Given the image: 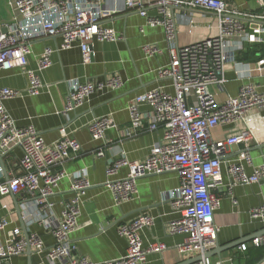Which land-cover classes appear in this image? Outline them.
I'll return each mask as SVG.
<instances>
[{
    "label": "built area",
    "instance_id": "1",
    "mask_svg": "<svg viewBox=\"0 0 264 264\" xmlns=\"http://www.w3.org/2000/svg\"><path fill=\"white\" fill-rule=\"evenodd\" d=\"M261 11L248 12L236 8L226 0H7L12 13L8 24H0V71L18 70L26 82L24 91L0 87V159L13 150L20 152L19 175L8 178L0 185V196L23 194L29 197L43 222L44 228L54 240L52 247L45 249L37 234L28 235V243L37 254L45 253L51 263L93 264L74 254L71 234L78 228L79 194L88 187L86 175H73L71 191L74 198L53 214L52 198L64 176V165L73 155L81 151L78 142L68 137L64 129L60 138L47 145L30 126L16 124L4 106V102L24 94L34 96L44 87L38 74L28 68V56L33 42L59 37L61 48L69 49L77 45L84 64L92 59L94 42H114L118 40L105 22L123 13H136L146 20L149 27H162L170 43V62L159 67L156 75L168 80L172 93L155 88L136 95L129 105V126L127 137H136L142 130L161 133L158 142L141 161H127L120 157L108 163L106 178L127 168L123 179L106 181L117 204L128 201L135 190L137 179L147 174L176 173L179 178L181 195L172 202L179 217L171 221L169 235L183 236L176 247L180 257H196L194 264H223L204 257L216 242L218 229L213 222L214 212L219 207L220 196L214 193L222 190L221 159L223 152L231 146H239L236 162L228 168L230 189L237 184L251 185L264 183V163L252 166L251 148L257 144L255 132L242 129L225 139L212 141L210 132L221 126H233L253 110H264V91L251 84H244L235 96L219 102L216 92L225 83L224 68L230 63L236 67L241 79L251 73L264 71V58L254 67L237 63L236 52L245 44H264V0H256ZM203 10L213 15V33L184 46L173 43L176 25L166 9ZM148 8H155V16L147 14ZM4 29V31L2 30ZM189 33L195 28L189 20ZM55 52L44 48L38 58L39 70L51 66V56ZM143 52L155 56L158 50L145 46ZM121 84L117 75L86 82H74L60 112L68 118L94 93L115 90ZM113 126L112 119L104 117L93 121L88 129L93 140H103L105 132ZM105 150L96 151L103 157ZM252 167L247 174L246 167ZM3 169L0 166V177ZM1 205V209H6ZM250 218L264 224V204L250 212ZM153 224V218L141 214L136 218L119 223L118 234L126 241L125 254L102 264H143L149 254H162L166 246L158 241L143 247L140 232ZM9 223L0 218V232ZM252 245L264 247V235L255 238ZM246 250V245L239 247ZM26 241L20 229L14 228L4 243L0 239V264H9L12 258L25 254Z\"/></svg>",
    "mask_w": 264,
    "mask_h": 264
},
{
    "label": "crops",
    "instance_id": "2",
    "mask_svg": "<svg viewBox=\"0 0 264 264\" xmlns=\"http://www.w3.org/2000/svg\"><path fill=\"white\" fill-rule=\"evenodd\" d=\"M153 3L156 0H144ZM230 5L248 12L261 11L256 0H226ZM7 0H0V24L6 25L11 20L12 13L7 6ZM176 25V37L173 43L184 46L213 33L211 28L213 15L203 10H189L168 8ZM147 14L155 16L156 9L148 8ZM189 20L195 28L189 33ZM105 26L112 29L118 40L114 42H94L92 44V59L84 64L80 49L73 45L69 49L61 48L59 37L40 39L32 43L28 56V68L38 74L44 87L34 96L22 95L4 102V106L16 124L21 127H32L47 145H52L60 138L59 131L64 129L68 137L74 138L81 147V151L71 156L64 165V176L56 188L52 198L53 214L57 216L60 208L74 198L71 191L73 175L85 174L89 187L79 194L78 228L71 234L70 241L74 245V254L87 259L93 264H102L122 257L126 250V241L118 234L117 225L130 221L141 214H148L153 218V224L140 232L143 247L158 241L166 246L162 254H149L143 264H179L193 257H180L176 247L183 241V236L169 235L168 224L179 217V212L172 207V202L181 195L179 178L176 173L159 175L147 174L135 182L132 197L121 204H117L113 193L106 185V181L123 179L127 168L122 167L118 173L106 178L105 170L109 162L121 156L127 161H141L150 152L161 137L159 131L148 132L142 130L136 137H127L125 131L129 126V105L133 98L145 91L162 88L172 93L168 80L159 79L156 70L167 66L170 62V43L166 39L162 27H149L146 20L136 13H123L106 21ZM4 31V29L2 28ZM254 44H245L236 52L237 63L249 64L254 67L263 59L256 53L255 60H241L249 48ZM257 51L264 44H258ZM145 46L158 50L155 56H148L143 52ZM50 47L55 52L51 56V66L39 70L38 58L44 48ZM259 57V59H257ZM109 75H117L121 84L115 90H102L91 95L83 105L68 118L61 116L68 89L74 82H86L103 79ZM225 83L221 91L216 92L219 102L227 97H233L244 84H251L264 91V71L251 73L249 78L241 79L236 74L233 64H226L224 68ZM0 87L24 91L26 82L18 70L0 71ZM108 117L113 126L105 132L103 140H93L89 125L98 119ZM251 129L255 132L256 143L250 151L253 167L264 163V110H253L239 122L231 126H221L210 132L212 141L225 139L236 131ZM105 150L103 157H98L96 151ZM239 146H231L223 152L221 159L222 190L215 191L220 196L219 207L214 212L213 222L218 229L216 244L220 247L234 243L228 251L220 256H212L213 261L223 264H250L256 256L257 250H262L263 256L255 264H264V247L256 248L252 245L255 238L264 231V224L250 218V212L257 206L264 204V183L242 185L237 184L230 189L228 168L236 162ZM20 152L13 150L2 159L7 178L19 175L18 161ZM247 174L252 167H246ZM15 199V200H14ZM13 197L8 194L0 196V218H6L9 225L0 232V239L4 243L8 234L14 228H19L24 237L20 220L16 212L18 205L22 220L28 235L37 234L45 249L53 246L54 240L39 220L37 209L32 200L19 194ZM246 245L245 251L239 247ZM214 248V247H213ZM34 251L33 249H31ZM9 264H27L25 254L12 258ZM30 264H61L51 263L45 253L31 256Z\"/></svg>",
    "mask_w": 264,
    "mask_h": 264
},
{
    "label": "water",
    "instance_id": "3",
    "mask_svg": "<svg viewBox=\"0 0 264 264\" xmlns=\"http://www.w3.org/2000/svg\"><path fill=\"white\" fill-rule=\"evenodd\" d=\"M0 165L3 166V163H2V160L0 159ZM8 180V178L6 177L5 175V171H4V175H3V178L2 180L0 181V185L5 183L6 181ZM14 199L15 196L11 195ZM15 200V199H14ZM16 206V212L18 214V217H19V220H20V224H21V228H22V231H23V234H24V239L26 241V251H25V256L27 257V264H30L31 263V256L34 254V251L31 250V247L29 246V243H28V234L26 232V228H25V223L24 221L22 220V215H21V212H20V209L18 207L17 204H15ZM264 235V231H262L258 237L260 236H263ZM234 243H230L228 245H225L223 247H220L218 244L215 243L214 245V248H212L210 251H208L206 254H204V257H212V256H220V254L222 252H225V251H228L230 248H232L234 245ZM200 260V257L199 256H196V257H193L187 261H184V262H181L179 264H194L195 262L199 261Z\"/></svg>",
    "mask_w": 264,
    "mask_h": 264
},
{
    "label": "trees",
    "instance_id": "4",
    "mask_svg": "<svg viewBox=\"0 0 264 264\" xmlns=\"http://www.w3.org/2000/svg\"><path fill=\"white\" fill-rule=\"evenodd\" d=\"M257 47L259 48V47H261V45L254 44L251 48H249L247 50V52L244 55H242L240 57V59L241 60H255L256 59V57H255L256 53H260V58L264 57L262 49L260 48V50L257 51V49H258ZM257 59H259V57H257ZM262 256H263L262 250H257L256 256L253 258V260L250 264L257 263L259 260H261Z\"/></svg>",
    "mask_w": 264,
    "mask_h": 264
}]
</instances>
